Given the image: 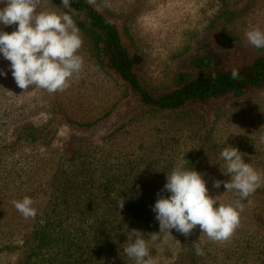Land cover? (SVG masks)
<instances>
[{"label": "rangeland", "instance_id": "374dc122", "mask_svg": "<svg viewBox=\"0 0 264 264\" xmlns=\"http://www.w3.org/2000/svg\"><path fill=\"white\" fill-rule=\"evenodd\" d=\"M91 1L105 16L118 23L123 41L133 58L136 57V70L142 83L156 91L175 88L184 75L202 71L204 63L235 67L264 55V49L250 45L245 36L254 27L264 30V0ZM2 7L4 5L0 4ZM45 10L59 14L67 12L57 0H42L38 11ZM16 27L8 26L2 30L11 33ZM80 34L83 45L79 55L84 59L83 69L63 92L49 93L34 86L24 92L12 76L10 61L0 55V70L7 72V76L0 75V123L8 131L1 149L7 151L6 147L18 138V126L12 122L19 117L21 110L27 117L24 121L61 120L64 119L62 113H67L75 122L88 123L86 126L69 122L60 125L58 139L52 146L39 149L20 146L13 154H1L4 159L0 166V184L5 173L12 169V163L26 153L34 154L36 151L37 154L51 155V150L62 149L66 143L79 139L102 144L105 136L131 119H140V127H128L129 133L119 131L118 137L134 142L142 139L146 142L144 150L163 153L159 164H168L172 170L184 162L186 169L200 172L209 195L213 198L219 196L225 204L234 201L233 196L213 186L215 180L230 179L221 170L226 167L220 157L225 147L238 148L246 154V163L264 172V87L250 89L240 96L227 95L206 103L188 105L175 112L148 113L138 96L128 91L126 83L104 68L93 55L88 35L81 31ZM1 185L0 197L7 192ZM22 193L24 191L19 190L18 194ZM254 199L245 204L240 226L258 230L255 218L262 210ZM13 201L12 198H0V215ZM17 222L19 219L15 218L7 233L15 232L16 235L21 231ZM195 229L200 246L211 243L208 245L212 250L215 248L213 253L222 264H235L234 259L224 257L235 248L234 239L214 242L206 235L201 236L199 226ZM15 235L6 236L5 245L13 248L1 253L0 264H16L20 242H15ZM179 253L176 239L167 234L156 259L158 264H176Z\"/></svg>", "mask_w": 264, "mask_h": 264}, {"label": "trees", "instance_id": "16d2710c", "mask_svg": "<svg viewBox=\"0 0 264 264\" xmlns=\"http://www.w3.org/2000/svg\"><path fill=\"white\" fill-rule=\"evenodd\" d=\"M57 1L64 8L62 0ZM70 2L69 14L81 33L91 39L93 55L104 68L126 83L128 91L138 96L145 112H175L188 105L227 95L240 96L250 89L264 87V55H261L235 67L204 63L202 71L184 75L175 88L164 92L150 89L141 81L137 62L123 41L118 23L105 16L90 0ZM233 68L239 70L240 79L231 78ZM19 112V117L12 122L18 126V138L9 146L3 145L7 146V151L1 148L8 131L0 123V166L4 159L1 154H13L20 146L37 149L52 146L62 124H88L73 121L67 113H62L64 119L61 120L53 118L35 123L24 121L27 118L24 110ZM139 122L140 119H131L105 136L102 144L79 139L66 143L62 149L51 150V155L35 151L15 160L0 184L7 191L0 198L22 200L25 196L31 197L36 201L34 207L38 211L34 219H25L13 204L1 211L0 255L13 248L7 247L5 242L6 236L15 235V232L7 231L18 218L21 231L15 235V242H20L16 264H135L124 253L126 233L138 229L144 232L146 240H150L148 234L159 232V222L152 208L160 196L171 195L162 189L167 173L172 171L168 164H159L163 153L144 150L146 142L142 139L134 142L118 137L119 131L129 133L128 127L139 128ZM219 189L232 195L234 200L237 198L235 192H226L223 185ZM19 190L24 194L19 195ZM122 199H125V205L120 211L118 203ZM251 199L256 200L262 210L255 218L258 230L241 224L235 231L231 238L235 248L224 255L234 259L235 264H264V186L243 203ZM169 235L176 239L180 252L176 264H222L213 253L215 248L212 250L208 245L211 243L201 246L205 255H196L193 246L199 240L195 237L198 236L196 229L188 237L174 229ZM164 237L165 234H161L160 240L150 242V252L155 258L165 242Z\"/></svg>", "mask_w": 264, "mask_h": 264}, {"label": "clouds", "instance_id": "9594fccd", "mask_svg": "<svg viewBox=\"0 0 264 264\" xmlns=\"http://www.w3.org/2000/svg\"><path fill=\"white\" fill-rule=\"evenodd\" d=\"M42 0H0V55L10 61V69L17 86L24 92L30 86L44 89L49 93L63 92L70 86V81L83 69L84 59L79 55L83 45L80 29L72 16L70 0H62V5L69 11L59 14L56 11H38ZM91 2V0H90ZM16 25L11 33L2 30ZM247 42L255 48L264 49V30L254 27L245 33ZM0 75L7 72L0 70ZM231 78L240 79L239 70L232 69ZM216 79V74H212ZM238 148L225 147L220 157L226 163L221 168L230 179L215 180L217 189L224 186L226 192H235L236 199L223 203L219 196L213 198L203 174L188 170L181 162L167 173L166 184L162 191L170 196H160L152 210L159 222V232L148 234L138 229L127 231V242L124 253L135 264H158L151 255L150 242L161 239V234H171L174 229L185 237L191 236L193 229L199 226L202 235L214 242H227L234 235L241 223V214L245 209L243 203L256 190L264 186V172L256 170L251 163H246ZM159 195V194H158ZM16 210L25 218H35L36 201L28 196L14 200ZM250 203V201H249ZM125 199L118 203L120 211L124 208ZM196 255L205 252L200 244L194 242Z\"/></svg>", "mask_w": 264, "mask_h": 264}, {"label": "water", "instance_id": "95a60500", "mask_svg": "<svg viewBox=\"0 0 264 264\" xmlns=\"http://www.w3.org/2000/svg\"><path fill=\"white\" fill-rule=\"evenodd\" d=\"M134 61L136 62L137 60H136V57L134 58Z\"/></svg>", "mask_w": 264, "mask_h": 264}]
</instances>
